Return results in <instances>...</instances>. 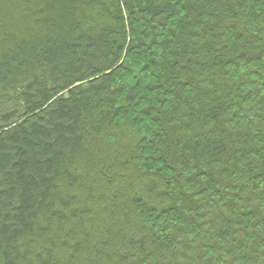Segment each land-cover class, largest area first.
Wrapping results in <instances>:
<instances>
[{
	"label": "trees",
	"instance_id": "1",
	"mask_svg": "<svg viewBox=\"0 0 264 264\" xmlns=\"http://www.w3.org/2000/svg\"><path fill=\"white\" fill-rule=\"evenodd\" d=\"M0 264H264V0H0Z\"/></svg>",
	"mask_w": 264,
	"mask_h": 264
}]
</instances>
